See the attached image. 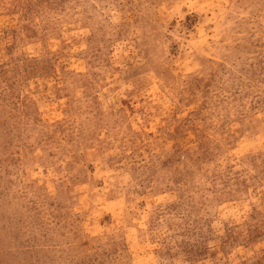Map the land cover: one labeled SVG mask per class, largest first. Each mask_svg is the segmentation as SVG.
<instances>
[{
    "label": "rangeland",
    "instance_id": "rangeland-1",
    "mask_svg": "<svg viewBox=\"0 0 264 264\" xmlns=\"http://www.w3.org/2000/svg\"><path fill=\"white\" fill-rule=\"evenodd\" d=\"M0 264H264V0H0Z\"/></svg>",
    "mask_w": 264,
    "mask_h": 264
}]
</instances>
